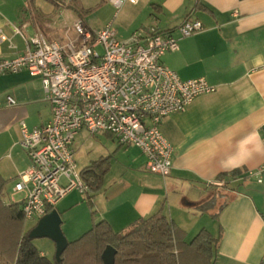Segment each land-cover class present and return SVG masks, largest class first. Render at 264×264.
I'll return each mask as SVG.
<instances>
[{"label": "crops", "instance_id": "1", "mask_svg": "<svg viewBox=\"0 0 264 264\" xmlns=\"http://www.w3.org/2000/svg\"><path fill=\"white\" fill-rule=\"evenodd\" d=\"M28 1L0 0V61L24 54L27 40L37 32L64 41L73 31L55 26L54 4L33 0L30 6ZM55 1L58 8L71 10V0ZM131 7L147 11V29L154 26L173 35L185 21H201L203 31L181 39L178 49L163 54L161 61L182 80L203 77L216 91L161 123L173 149L166 177L147 170L148 159L139 148L127 146L123 152L113 136L102 134L113 145L104 156L110 157L111 169L92 198L96 220H106L115 232L162 208L183 227L209 220L202 229L219 238L217 264H264V181L251 176L264 164V0H140ZM51 118L52 106L39 78L27 71L0 74V249L11 252L34 227L23 221L21 201L13 197L19 194L14 189L19 174L31 165L20 145L21 124L32 130ZM112 147L117 148L113 153ZM118 155L123 161L114 160ZM234 171L239 174L223 182L233 188L230 198L217 199L214 209L201 211L222 187L218 176ZM72 193L57 210L84 206ZM185 241H191L189 236Z\"/></svg>", "mask_w": 264, "mask_h": 264}, {"label": "built area", "instance_id": "2", "mask_svg": "<svg viewBox=\"0 0 264 264\" xmlns=\"http://www.w3.org/2000/svg\"><path fill=\"white\" fill-rule=\"evenodd\" d=\"M139 1L110 0L118 10ZM203 29L201 21L187 20L178 35L152 26L122 41L113 22L92 29L78 20L64 41L37 32L27 40L24 54L0 61V74L27 71L39 78L52 106L48 124L32 130L21 124L20 145L31 165L19 174L14 189L25 195L21 209L26 221H39L72 191H89L73 148L81 132L109 134L120 145L137 147L150 173L170 175L173 149L161 123L216 88L203 77L182 80L161 58ZM251 176L264 181V164Z\"/></svg>", "mask_w": 264, "mask_h": 264}, {"label": "trees", "instance_id": "3", "mask_svg": "<svg viewBox=\"0 0 264 264\" xmlns=\"http://www.w3.org/2000/svg\"><path fill=\"white\" fill-rule=\"evenodd\" d=\"M47 1L55 4V10L58 9L55 0ZM28 2L30 6L33 4V0ZM67 8L82 16L78 0H71ZM110 169V157H102L81 171V177L89 189L87 193L91 194L88 195L89 205H93L92 198L103 187L104 178ZM238 174L234 171L222 174L217 179L224 182L228 175L236 177ZM2 185L0 181V189ZM232 193L230 183H224L217 190V197L202 204L199 209L211 211L216 207L217 199L230 198ZM225 205H220L219 211ZM19 214L25 221L22 211ZM29 233L15 242L11 252L0 249V264H104L102 254L108 246L117 250L115 264H217L218 259L219 238L202 229L195 238L186 242L184 232L165 215L163 208L150 217L135 221L120 232H115L106 220L94 222L93 227L81 238L69 242L60 261L42 255L34 239L29 238Z\"/></svg>", "mask_w": 264, "mask_h": 264}, {"label": "rangeland", "instance_id": "4", "mask_svg": "<svg viewBox=\"0 0 264 264\" xmlns=\"http://www.w3.org/2000/svg\"><path fill=\"white\" fill-rule=\"evenodd\" d=\"M79 7L82 15L81 17L73 10H62L61 8L55 10V6L53 9L54 11L51 13L52 21L55 23V26L57 25L62 31L67 32L71 31L70 29L73 28L77 19H84L92 29H99L104 24L113 22V28L117 33V37L122 41H128L134 34L145 33L148 30L146 26L149 25V15L145 10L140 11V8L136 9L135 7H131V5H125L118 10L110 0H80ZM43 9L46 10L44 6ZM99 51L103 53L102 49H99ZM112 145V141L102 134L97 136H90L85 132L78 134L73 147L78 169L82 171L87 166L91 165L92 162L99 160L100 157L106 156L107 148ZM118 146L125 148L123 152L131 147L123 146L119 143ZM116 149L114 147L109 148V150L112 151L111 153L115 152ZM116 159L123 161L122 155L114 157V160ZM13 197L16 201H22L24 194H15ZM71 197L79 198L81 202L85 204L82 207L77 206L68 212L58 210L62 219L61 227L63 233L69 242L78 240L93 227L94 222L101 221L96 220L98 214L95 210L94 202L93 205H89L87 193L81 194L79 191H74ZM224 200L225 198L222 197L221 202ZM54 209L57 210L58 208L55 207ZM167 214L169 216L170 212ZM169 218L173 220V218ZM37 222L38 221L28 222V224L31 227L35 226ZM173 222L175 223V220H173ZM206 222H209V220L201 221L199 224L192 226L185 225L183 227L176 225L184 232L185 238L189 236V239L192 240L203 227H206ZM34 244L39 251L48 255L50 259L55 257L56 248L52 240L47 238L35 239Z\"/></svg>", "mask_w": 264, "mask_h": 264}, {"label": "water", "instance_id": "5", "mask_svg": "<svg viewBox=\"0 0 264 264\" xmlns=\"http://www.w3.org/2000/svg\"><path fill=\"white\" fill-rule=\"evenodd\" d=\"M61 225V215L58 210L53 209L50 213L41 218L29 233V238L34 240L41 238L52 240L56 246L55 258L57 261L61 260V256L69 244ZM116 255L117 250L112 246H108L102 254L103 263L115 264Z\"/></svg>", "mask_w": 264, "mask_h": 264}]
</instances>
